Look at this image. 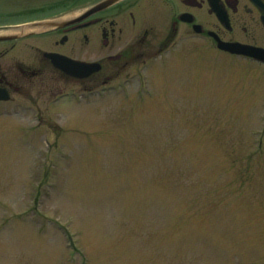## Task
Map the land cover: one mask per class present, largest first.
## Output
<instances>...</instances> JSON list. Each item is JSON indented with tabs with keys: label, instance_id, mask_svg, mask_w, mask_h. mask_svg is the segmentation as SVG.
Returning <instances> with one entry per match:
<instances>
[{
	"label": "rangeland",
	"instance_id": "rangeland-1",
	"mask_svg": "<svg viewBox=\"0 0 264 264\" xmlns=\"http://www.w3.org/2000/svg\"><path fill=\"white\" fill-rule=\"evenodd\" d=\"M201 45L0 103V264H264V67Z\"/></svg>",
	"mask_w": 264,
	"mask_h": 264
},
{
	"label": "flooded vegetation",
	"instance_id": "flooded-vegetation-1",
	"mask_svg": "<svg viewBox=\"0 0 264 264\" xmlns=\"http://www.w3.org/2000/svg\"><path fill=\"white\" fill-rule=\"evenodd\" d=\"M0 0V30L15 31L26 23L53 21L50 28L0 42V90L30 99L35 86L42 95L61 96L56 80L92 93L115 80L128 81V70L147 66L190 40L204 43L200 53L244 59L249 56L220 48L221 43L264 49V0ZM177 47V50L174 48ZM185 50H183L184 52ZM178 52V53H177ZM48 54L92 64L75 67V77L53 65ZM175 59H173V62ZM135 71V70H134Z\"/></svg>",
	"mask_w": 264,
	"mask_h": 264
},
{
	"label": "water",
	"instance_id": "water-1",
	"mask_svg": "<svg viewBox=\"0 0 264 264\" xmlns=\"http://www.w3.org/2000/svg\"><path fill=\"white\" fill-rule=\"evenodd\" d=\"M116 0H105L103 3H101L99 5V7H105L108 6L112 3H114ZM42 25V24H41ZM23 31H21L22 33ZM17 36H19V34H11V33H0V41L2 40H9V39H13L16 38ZM226 49H229L231 52H235V53H242V54H246L249 56H253L261 61L264 62V50L261 49H254V48H249V47H243V46H228V45H224L223 46ZM54 60V64L56 67H60L61 69H63L66 72H70V74H75L73 71H71V68L67 65V64H62L61 60L56 61ZM71 64V63H69ZM74 76H84V75H74ZM0 98H5V97H0Z\"/></svg>",
	"mask_w": 264,
	"mask_h": 264
}]
</instances>
